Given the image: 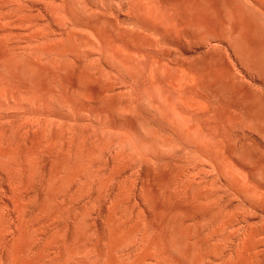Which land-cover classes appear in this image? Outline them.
Segmentation results:
<instances>
[{
	"label": "rangeland",
	"instance_id": "rangeland-1",
	"mask_svg": "<svg viewBox=\"0 0 264 264\" xmlns=\"http://www.w3.org/2000/svg\"><path fill=\"white\" fill-rule=\"evenodd\" d=\"M0 264H264V0H0Z\"/></svg>",
	"mask_w": 264,
	"mask_h": 264
}]
</instances>
